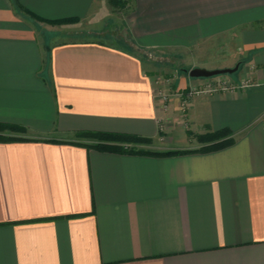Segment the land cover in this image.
<instances>
[{"label": "crops", "instance_id": "crops-1", "mask_svg": "<svg viewBox=\"0 0 264 264\" xmlns=\"http://www.w3.org/2000/svg\"><path fill=\"white\" fill-rule=\"evenodd\" d=\"M107 10L0 0V123L28 138L0 141V264H264V0H128L117 44L39 33ZM159 48L232 53L208 68L239 62L236 87L157 81L145 53ZM222 128L224 148L162 157L69 143L95 130L194 149Z\"/></svg>", "mask_w": 264, "mask_h": 264}, {"label": "rangeland", "instance_id": "rangeland-1", "mask_svg": "<svg viewBox=\"0 0 264 264\" xmlns=\"http://www.w3.org/2000/svg\"><path fill=\"white\" fill-rule=\"evenodd\" d=\"M108 11V10H107ZM106 11V12H107ZM108 11V15L112 14L109 20L88 21L76 25H58L54 29H50L39 23V33L43 38L49 41H67V40H103L117 44V38L125 34L124 31V11ZM121 12V13H120ZM118 13V14H117ZM105 15V14H104ZM41 26V27H40ZM45 26V27H44ZM40 36V35H39ZM124 38V36H123ZM219 54L188 52L179 49H165L159 48L154 51L145 53V65L154 74L155 79L164 81L176 76L187 74V71L192 67H212L224 60V57H231L232 53L223 52L220 48ZM184 74V75H185ZM212 83H221L225 85H235L231 80L230 75H218L214 77ZM206 86V85H205ZM204 86V87H205ZM152 149H158L159 146L153 144Z\"/></svg>", "mask_w": 264, "mask_h": 264}, {"label": "trees", "instance_id": "trees-1", "mask_svg": "<svg viewBox=\"0 0 264 264\" xmlns=\"http://www.w3.org/2000/svg\"><path fill=\"white\" fill-rule=\"evenodd\" d=\"M14 3L17 7H19L16 2ZM108 3L113 9L120 11L126 8L128 0H108ZM25 12L34 16L38 20H43L28 10H25ZM72 21H75V19L51 20L50 22L67 23ZM25 131V128L20 125L0 123V141L27 140L28 138L16 135L23 134ZM231 133V130L228 128H222L198 134L196 135V138L203 143V145L194 149H152L153 140L150 137L129 133L95 130H83L76 132V140L69 141V143L84 146L86 148H94L100 151L162 157L189 152H208L224 148L233 142Z\"/></svg>", "mask_w": 264, "mask_h": 264}, {"label": "water", "instance_id": "water-1", "mask_svg": "<svg viewBox=\"0 0 264 264\" xmlns=\"http://www.w3.org/2000/svg\"><path fill=\"white\" fill-rule=\"evenodd\" d=\"M239 62H237L233 67H223V68H205V67H192L188 71L185 69L189 77L192 78H209L218 75H230L237 71Z\"/></svg>", "mask_w": 264, "mask_h": 264}, {"label": "built area", "instance_id": "built-area-1", "mask_svg": "<svg viewBox=\"0 0 264 264\" xmlns=\"http://www.w3.org/2000/svg\"><path fill=\"white\" fill-rule=\"evenodd\" d=\"M243 85H247V84H243ZM236 87V85H225V84H221V83H209L207 84L204 88L202 89H198V90H193V92H197V91H205V92H208V93H212V92H218V91H226V90H232ZM238 87V86H237ZM192 91L189 92L190 94L193 93ZM190 94H187V95H190ZM167 95L166 94H163V98H166ZM184 105V103H183Z\"/></svg>", "mask_w": 264, "mask_h": 264}]
</instances>
